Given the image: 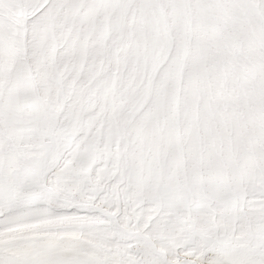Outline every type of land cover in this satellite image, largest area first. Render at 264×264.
<instances>
[{
    "label": "snow or ice",
    "instance_id": "1",
    "mask_svg": "<svg viewBox=\"0 0 264 264\" xmlns=\"http://www.w3.org/2000/svg\"><path fill=\"white\" fill-rule=\"evenodd\" d=\"M0 264H264V0H0Z\"/></svg>",
    "mask_w": 264,
    "mask_h": 264
}]
</instances>
